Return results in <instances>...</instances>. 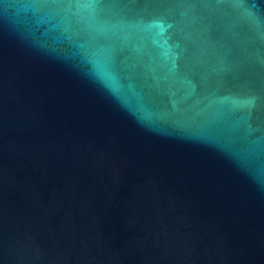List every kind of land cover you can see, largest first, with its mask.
<instances>
[{
    "label": "water",
    "instance_id": "water-1",
    "mask_svg": "<svg viewBox=\"0 0 264 264\" xmlns=\"http://www.w3.org/2000/svg\"><path fill=\"white\" fill-rule=\"evenodd\" d=\"M0 264H264V0H0Z\"/></svg>",
    "mask_w": 264,
    "mask_h": 264
}]
</instances>
